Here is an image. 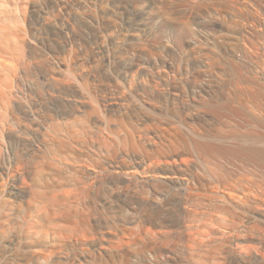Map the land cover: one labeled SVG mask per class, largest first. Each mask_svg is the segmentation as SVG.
I'll list each match as a JSON object with an SVG mask.
<instances>
[{
  "label": "bare ground",
  "instance_id": "1",
  "mask_svg": "<svg viewBox=\"0 0 264 264\" xmlns=\"http://www.w3.org/2000/svg\"><path fill=\"white\" fill-rule=\"evenodd\" d=\"M247 175L264 0H0V264H264Z\"/></svg>",
  "mask_w": 264,
  "mask_h": 264
},
{
  "label": "rangeland",
  "instance_id": "2",
  "mask_svg": "<svg viewBox=\"0 0 264 264\" xmlns=\"http://www.w3.org/2000/svg\"><path fill=\"white\" fill-rule=\"evenodd\" d=\"M94 110V109H93ZM97 111V110H96ZM96 111L94 112V111H90V112H93L92 114H90L91 115V117H90V119H91V121H90V130H92L91 132H96V131H99L100 130V128L101 129H103L102 131L105 133V134H108V135H111V134H113V133H115L116 131H118V126L121 124V118H119L117 115H111V116H105V114H103V116H102V114H100L98 111V113H96ZM94 114V115H93ZM100 115V116H99ZM115 116V117H114ZM97 117V118H96ZM103 117V118H102ZM110 117V118H109ZM101 120V121H100ZM107 120V121H106ZM95 121V122H94ZM98 121V122H97ZM100 121V122H99ZM104 124H103V123ZM106 122V123H105ZM117 122V123H116ZM102 124V125H101ZM115 124V125H114ZM101 125V126H100ZM132 125H134V126H128L129 128V130H134L136 133H138L137 134V136L138 135H141V132H144L145 130H147L148 128L147 127H149L147 124H143V123H141V122H135V123H133ZM97 126V127H96ZM100 126V128H98ZM116 126V127H115ZM137 126V127H136ZM147 126V127H146ZM132 127H133V129H132ZM136 127V128H135ZM135 128V129H134ZM146 128V129H145ZM99 129V130H98ZM138 129V130H137ZM141 129V130H140ZM137 130V131H136ZM139 131V132H138ZM112 132V133H111ZM135 133V134H136ZM113 135H115V134H113ZM166 140H168V141H166ZM165 140V142H164V145H166V148H165V146H163L165 149H167V147L171 144V146H169L170 148H173L174 147V141L172 140V139H166ZM170 143V144H169ZM139 146H142V149H140V150H138L139 148H137L136 146H133L132 148L133 149H135V147L137 148V149H135L134 151H136V153L139 155V153H140V155L141 156H143V157H150V158H154L153 156H155L156 155V153H157V148L155 149H153V148H150V147H148V146H144V145H139ZM144 147V148H143ZM170 148H168V149H170ZM177 148H179V147H177ZM132 149V150H133ZM151 149V150H150ZM164 149V150H165ZM167 149V150H168ZM182 149V148H181ZM162 150V149H161ZM161 150H159L158 149V152L159 151H161ZM173 150H174V148H173ZM140 151V152H139ZM149 151V152H148ZM148 152V153H147ZM150 153H151V155H152V157L150 156ZM236 177H238V176H236ZM235 177V178H236ZM247 177H249V178H247ZM254 176L253 175H251V178H250V175H247V176H245V178H247L246 180H248L249 179V181L251 182V184H255L256 185V187L258 188V187H260V188H263V187H261V185H259V183L260 184H262V182H261V180H259V179H257V178H253ZM161 178H164V180L166 179V177H161ZM244 178V179H245ZM233 179V178H232ZM237 179V178H236ZM235 179V180H236ZM234 180V182H237V180L235 181ZM257 180V181H256ZM258 180L260 181V182H258ZM263 181V180H262ZM233 181L231 180V183H232ZM233 182V183H234ZM257 182H258V184H257ZM263 186H264V183L262 184ZM247 186V185H246Z\"/></svg>",
  "mask_w": 264,
  "mask_h": 264
}]
</instances>
